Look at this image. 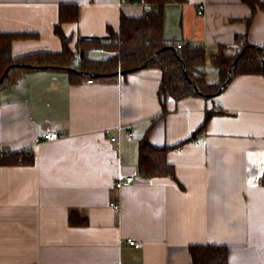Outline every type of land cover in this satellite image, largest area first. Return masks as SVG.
<instances>
[{"label":"crops","instance_id":"obj_1","mask_svg":"<svg viewBox=\"0 0 264 264\" xmlns=\"http://www.w3.org/2000/svg\"><path fill=\"white\" fill-rule=\"evenodd\" d=\"M69 4L77 21L61 30L72 51L144 11L138 0H0V34L19 35L12 57L60 52L53 28ZM249 15L241 0H168L162 33L208 52L262 46L264 10L247 26ZM111 53L92 47L88 56ZM201 69L218 82L208 60ZM160 83L155 67L72 81L49 69L1 87L0 160L23 152L32 162L0 163V264H191L196 244L225 246L227 264H264V76L237 75L215 97L178 101L159 97ZM50 130L60 137L46 141ZM144 135L169 148L174 178L138 173ZM117 176L133 180L117 189ZM71 212L86 223L71 224Z\"/></svg>","mask_w":264,"mask_h":264},{"label":"trees","instance_id":"obj_2","mask_svg":"<svg viewBox=\"0 0 264 264\" xmlns=\"http://www.w3.org/2000/svg\"><path fill=\"white\" fill-rule=\"evenodd\" d=\"M168 0H147L153 7L143 11L140 17H122L118 32L110 33L107 41L97 38L80 39L81 60L76 62L68 44L70 37L61 30L63 23L77 21L78 11L75 5H61L58 11L54 33L61 42L58 53L39 52L20 57H12L11 44L19 35L0 34V86L13 85L23 73L35 69L26 66H53L54 70H64L70 81L88 75L99 77H114L117 71L127 74L139 69L155 67L161 71L159 97H171L174 101L186 97H207L217 92L227 80L229 69L231 79L242 74H261L264 76V44L255 46L243 42V46L229 50L220 46L216 52H208L202 46L187 44L177 45L162 33V7ZM250 8L246 19L248 26L257 10H264V2L260 0H241ZM155 7V9H154ZM88 44V45H87ZM98 47L112 51L111 55L102 59H92L88 56L90 48ZM218 72V82L210 84L205 79L201 69L206 61ZM230 79V81H231ZM196 87V89L194 88ZM202 94V95H200ZM164 108V107H163ZM213 115L208 112L205 121ZM204 125V124H203ZM168 147L152 145L144 135L138 145L137 171L148 177L174 178L173 166L166 160ZM31 156L23 152L13 153L0 160L1 164L31 163ZM75 212L69 214L71 224H85L86 218L74 221ZM191 264H227V248L223 245L196 244L190 245Z\"/></svg>","mask_w":264,"mask_h":264},{"label":"built area","instance_id":"obj_3","mask_svg":"<svg viewBox=\"0 0 264 264\" xmlns=\"http://www.w3.org/2000/svg\"><path fill=\"white\" fill-rule=\"evenodd\" d=\"M126 0H121V2H125ZM138 4L142 7V9L144 11H147V10H151L152 9V5L150 3L147 2V0H138ZM203 11H204V5L203 4H200L198 6V9H197V14L198 15H202L203 14ZM243 40L239 41L238 44H237V48H240L243 46ZM80 49H77L76 50V53L74 55V60L76 62H80L81 60V54H80ZM88 83H91L92 82V79H88L87 80ZM131 134H128V137H130ZM60 136L54 131V130H50L46 133V135L44 136L45 140L46 141H49V142H52V141H55L59 138ZM111 141H115L116 138H111L110 139ZM195 144H200V140H195L194 141ZM133 180V177L131 176H127V177H121V176H117L114 180V186L115 188L117 189H121L122 187L124 186H128ZM258 182L261 183L262 182V176L259 177L258 179ZM110 208L113 209L114 211H118L119 208H120V205H119V202L118 201H112L110 202L109 204ZM125 243L132 246L134 245V241L131 240V239H126L125 240Z\"/></svg>","mask_w":264,"mask_h":264},{"label":"water","instance_id":"obj_4","mask_svg":"<svg viewBox=\"0 0 264 264\" xmlns=\"http://www.w3.org/2000/svg\"><path fill=\"white\" fill-rule=\"evenodd\" d=\"M235 62H236V60L233 61L232 66L229 69L227 80L218 88V90H217L216 93H214L212 95H209L207 97H215V96L219 95L222 92V90L224 89V87L229 83V81L231 79V69L234 66ZM26 67H30V68H33L35 70H49V69H53V66H49V65H45V66H26ZM263 71H264V68H263ZM119 74H122V72L117 71L115 73V75H119ZM2 80H3V76L0 78V86H1ZM194 88L196 89L195 86H194ZM200 95H202V94H200Z\"/></svg>","mask_w":264,"mask_h":264}]
</instances>
